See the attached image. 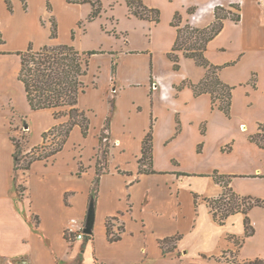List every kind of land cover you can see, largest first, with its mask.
Wrapping results in <instances>:
<instances>
[{
  "label": "crops",
  "instance_id": "1",
  "mask_svg": "<svg viewBox=\"0 0 264 264\" xmlns=\"http://www.w3.org/2000/svg\"><path fill=\"white\" fill-rule=\"evenodd\" d=\"M25 2L26 7L22 0H11L12 10H9L5 0H0V59L26 49L29 43L35 49L55 43L79 48L91 10L90 7L86 13L82 6L88 3ZM143 2L160 10L162 4H173L169 20L179 11L182 24L188 21L198 27L213 21L216 5L229 8L230 4H238L240 20L225 19L222 30L207 44L205 54L214 64L234 62L221 69L220 78L235 88H250L246 97L264 88V0ZM108 6L112 7L110 3ZM189 7L195 8L192 14L187 13ZM127 14L134 17L128 9ZM50 18L57 28L54 38L50 36ZM140 20L147 22L150 29L159 23ZM171 27L169 49L176 37V29ZM221 35H227L229 43L220 40ZM218 52L228 54L223 56ZM119 53L116 73L110 82L112 88L96 94L98 89L89 82L78 99V107L88 110L90 117L88 135L83 137L79 126H74L54 159L36 160L30 169L21 171L26 186L23 195H19L12 176L10 140L8 171L2 167L0 154V264H229L217 257L236 251L235 241L244 235V214L235 212L220 224L213 218L204 197L217 196L222 191V186L211 176L217 169L232 175L230 186L237 193L264 198V148L248 140L258 121L253 124L241 121L237 134L215 141L211 130L214 114L222 112L212 107L210 94L196 96L188 86L176 89L183 80L200 81L204 67L180 55V68L174 70L178 77L168 79L155 72L146 57L141 66L147 70L144 78L138 79V71H122L123 67L130 69L129 56L137 52ZM184 63L192 66V74L183 73ZM252 75L256 76L255 87L249 84ZM29 112L43 119L30 148L42 141L43 131L66 119H55L50 109L29 108ZM111 112L108 171L100 176L92 235L89 239L85 236L77 239L73 234L66 238L65 228L70 218L85 222L95 176L98 135ZM151 116L156 172L140 174L137 160ZM187 127L196 134L191 143L185 137ZM226 144H230V149L222 150ZM79 161L85 167L81 175L77 174ZM248 215L254 233L240 246L239 260L264 257V208L255 206ZM111 216L116 217L112 219L114 229L119 224L123 227L120 238L114 241L108 239L105 224ZM176 235L179 237L174 242L175 248L163 252L159 241Z\"/></svg>",
  "mask_w": 264,
  "mask_h": 264
},
{
  "label": "trees",
  "instance_id": "2",
  "mask_svg": "<svg viewBox=\"0 0 264 264\" xmlns=\"http://www.w3.org/2000/svg\"><path fill=\"white\" fill-rule=\"evenodd\" d=\"M124 1L129 15L154 23L159 22L160 10L158 8L148 6L143 0ZM5 2L7 3L8 9L12 10L11 0H5ZM22 2L24 7H26L25 0H22ZM67 2L90 4L91 11L86 18L88 22L98 17L102 10L101 0H67ZM47 8H50L49 4ZM231 8L236 9L237 13ZM239 10L240 6L238 4H230L229 8L223 5H216L213 21L204 27L194 26L188 21L182 24V16L179 11L174 13L170 22L171 26L176 29L175 40L171 49L167 52V57L172 62L173 69L178 70L180 68V55L193 59L196 65L205 68L204 77L200 81L193 83L190 80H184L176 86V89L180 90L182 87L188 86L196 96L202 93H209L212 107L214 108L216 106L226 117L231 116L232 95L235 86L223 82L220 78V71L224 66L233 64L234 62L223 65L214 64L210 62L205 53L209 41L222 30L225 19L230 18L235 22L240 20ZM194 11V7L187 9L188 14H192ZM50 19V36L54 38L57 36L56 23L52 18ZM15 53L20 58L17 79L23 87L29 108L32 111L50 109L55 119L66 118L63 122L57 123L48 130L43 131L41 133L42 141L32 146L26 152L22 149L24 143L27 141L25 133L9 136L13 147L12 176L16 182V189L19 195H23L26 186L23 180L17 183V171L24 172L30 169L32 163L36 160L54 159L56 154L63 149L74 126H79L83 137L88 135L90 117L88 110L78 107V99L88 86L85 82V77L89 70L90 56L98 53V51H82L69 43L44 44L35 49L29 43L26 49L18 50ZM115 72L116 63L112 61V80ZM251 79L254 81H249V84L255 87L256 78L251 77ZM92 82L94 87H96V82ZM153 124L154 118L151 116L149 128L141 141V155L137 160L138 173L140 174L156 172L153 168ZM201 132L204 133L203 128ZM109 140L110 119L107 116L104 127L98 135L95 176L90 187L89 203L93 202L95 204L100 176L102 173L108 171V158L110 156ZM248 140L264 148V121L257 122V129L248 134ZM230 147V144H226L222 147V150H229ZM84 170V165L79 161L77 174L81 175ZM211 176L216 183L222 186V191L217 196L204 197L213 218L222 224L229 215L235 212H242L244 214V235L235 241L236 251H230L229 256L222 254L217 259H223L229 264H264V257L246 260H239L237 258L238 250L245 238L254 233V228L248 213L255 206L264 208V198L237 193L230 186L232 175L223 174L217 169H214ZM197 198L198 195L195 194V202H197ZM114 218L116 217H108L105 222L107 237L110 241L118 240L120 238V232L123 229L121 224L117 225L116 229L113 228L115 223L112 222V219ZM91 235L92 232L90 234H84L86 239H89ZM71 236L65 233L66 238H70ZM178 237L179 235H176L160 240L159 243L163 252L173 250L175 248L174 242Z\"/></svg>",
  "mask_w": 264,
  "mask_h": 264
},
{
  "label": "rangeland",
  "instance_id": "3",
  "mask_svg": "<svg viewBox=\"0 0 264 264\" xmlns=\"http://www.w3.org/2000/svg\"><path fill=\"white\" fill-rule=\"evenodd\" d=\"M168 1H174L173 3L178 4V0ZM102 2H104V5L102 4L100 15L90 22L86 20L87 31L78 42L79 48L74 45L82 51H98L95 55L90 56L89 70L86 76L88 85L89 82H96V88L98 89L96 94L106 88H112L113 84L110 85L112 79L111 64L112 61L113 63L119 61L117 56H119L121 50H135L137 52L131 57L129 56L131 67H129L130 69L123 67L122 71L124 73L129 72V70L138 71L137 78L143 79L147 68L141 65L144 58L147 57L148 65L152 64L155 72L164 74L165 78L168 79L178 77V73L174 71L167 57V52L171 49L168 47V38H171L173 33L170 26L171 19L169 20L173 4L165 3L162 4L161 10L158 8L160 10L159 23L150 29L147 22L128 16L125 2L120 0H104ZM109 3L112 7L108 6ZM90 7V4L82 6L86 9V13ZM233 11L237 13L234 8ZM219 38L225 43H229L227 35H221ZM218 54L226 56L228 53L218 52ZM17 56L16 53H13L0 59V154L2 167L7 171L10 168L9 136L25 133L27 141L22 149L26 152L30 149V141L36 136V131L43 125L42 117L38 116L37 113L30 114L29 112L23 87L17 79L20 61ZM191 70L192 66L190 67L189 63L183 64V73L192 74ZM252 77L256 78L255 75ZM249 81L253 82L254 80ZM249 89L247 86L233 89V108H231L230 117L226 118L219 111L215 112L211 129L215 141H224L230 135L237 134L241 121L245 120L247 124L264 121V88H260L259 92L246 97V91ZM124 103L126 104V101ZM214 108L217 109L216 106ZM111 116L112 112L109 113L110 121ZM113 123L115 134L117 133L116 117L113 118ZM188 128H186L185 137L191 143L196 134L194 130ZM179 157L181 158L180 155ZM16 178L17 183L23 180L21 171L16 172Z\"/></svg>",
  "mask_w": 264,
  "mask_h": 264
},
{
  "label": "built area",
  "instance_id": "4",
  "mask_svg": "<svg viewBox=\"0 0 264 264\" xmlns=\"http://www.w3.org/2000/svg\"><path fill=\"white\" fill-rule=\"evenodd\" d=\"M85 222H80L76 218H70L68 225L65 228V233L74 235L77 239L84 238Z\"/></svg>",
  "mask_w": 264,
  "mask_h": 264
},
{
  "label": "water",
  "instance_id": "5",
  "mask_svg": "<svg viewBox=\"0 0 264 264\" xmlns=\"http://www.w3.org/2000/svg\"><path fill=\"white\" fill-rule=\"evenodd\" d=\"M94 225V204L93 202L89 203L86 218H85V227L83 229L85 234H90Z\"/></svg>",
  "mask_w": 264,
  "mask_h": 264
}]
</instances>
